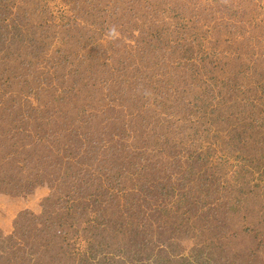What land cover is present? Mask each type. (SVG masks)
I'll return each instance as SVG.
<instances>
[{"label": "rangeland", "instance_id": "1", "mask_svg": "<svg viewBox=\"0 0 264 264\" xmlns=\"http://www.w3.org/2000/svg\"><path fill=\"white\" fill-rule=\"evenodd\" d=\"M0 264H264V0H0Z\"/></svg>", "mask_w": 264, "mask_h": 264}, {"label": "trees", "instance_id": "2", "mask_svg": "<svg viewBox=\"0 0 264 264\" xmlns=\"http://www.w3.org/2000/svg\"><path fill=\"white\" fill-rule=\"evenodd\" d=\"M20 108H21V107H20ZM12 109H15V114H16L17 116H21V117H23V109H22V110H21V109H17V107H15V106H13Z\"/></svg>", "mask_w": 264, "mask_h": 264}]
</instances>
